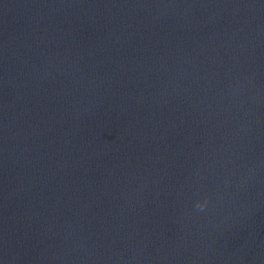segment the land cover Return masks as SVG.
<instances>
[{
  "label": "water",
  "instance_id": "1",
  "mask_svg": "<svg viewBox=\"0 0 264 264\" xmlns=\"http://www.w3.org/2000/svg\"><path fill=\"white\" fill-rule=\"evenodd\" d=\"M0 264H264V0H0Z\"/></svg>",
  "mask_w": 264,
  "mask_h": 264
}]
</instances>
